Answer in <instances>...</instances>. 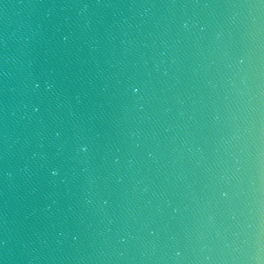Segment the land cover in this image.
<instances>
[{
	"label": "water",
	"instance_id": "water-1",
	"mask_svg": "<svg viewBox=\"0 0 264 264\" xmlns=\"http://www.w3.org/2000/svg\"><path fill=\"white\" fill-rule=\"evenodd\" d=\"M0 264H264V0H0Z\"/></svg>",
	"mask_w": 264,
	"mask_h": 264
}]
</instances>
